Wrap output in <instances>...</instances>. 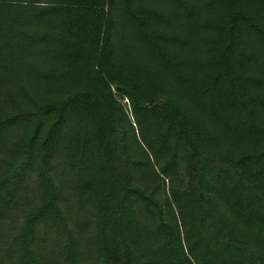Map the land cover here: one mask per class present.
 I'll list each match as a JSON object with an SVG mask.
<instances>
[{
    "label": "trees",
    "instance_id": "16d2710c",
    "mask_svg": "<svg viewBox=\"0 0 264 264\" xmlns=\"http://www.w3.org/2000/svg\"><path fill=\"white\" fill-rule=\"evenodd\" d=\"M0 264H264V0H0Z\"/></svg>",
    "mask_w": 264,
    "mask_h": 264
}]
</instances>
